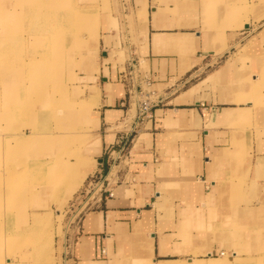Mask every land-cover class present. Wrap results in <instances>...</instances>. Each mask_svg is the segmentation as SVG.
Returning <instances> with one entry per match:
<instances>
[{
  "label": "crops",
  "instance_id": "crops-1",
  "mask_svg": "<svg viewBox=\"0 0 264 264\" xmlns=\"http://www.w3.org/2000/svg\"><path fill=\"white\" fill-rule=\"evenodd\" d=\"M73 1L74 9L79 10V32L84 29L93 35L89 33V39H84L79 33L77 44L71 41L61 69L62 73L67 59L74 55L83 57V73L77 75L88 90L78 102L86 106L78 110L73 128H81V118L90 115L93 130L90 136L76 130L83 137L77 189L94 172L108 173L112 195L105 194L70 231L72 263L154 264L174 260L175 264H213L216 259L211 257L222 250V245L235 246L232 251L245 253L244 260H253L255 256L250 255L256 236L251 232L247 236L244 230L240 234L236 227L233 230L228 215H223L229 205L225 199L230 197L225 174L236 158L230 157L219 134L225 132L224 126L247 116L251 103L245 107L231 105L235 96L245 95L241 89L244 80L239 81L237 92L234 83L230 89L232 82H225V76L231 64L226 63L192 83L217 65L234 44L227 27L241 13L234 15L228 8L236 3L235 11L239 0H122V13L131 17L134 29L131 38L124 32L123 37L129 39L126 43L107 19L104 29L116 34L100 36L102 30L96 28L94 14L84 13L91 5ZM208 5L220 6L222 11L213 14ZM243 22L240 26H248ZM116 43L119 49L128 48L130 61L115 64L114 73L107 65V75L102 73L101 82H97L93 70L96 67L103 72L104 67L92 63V54L97 46L117 49ZM142 64L147 69L144 72ZM219 70L220 81H209L207 77ZM251 78L255 79L253 75ZM214 84H220V96L212 98L207 94ZM139 90L152 100V110L140 123L128 151L112 163L107 151L133 125V94ZM92 104L96 105L91 110Z\"/></svg>",
  "mask_w": 264,
  "mask_h": 264
},
{
  "label": "rangeland",
  "instance_id": "rangeland-1",
  "mask_svg": "<svg viewBox=\"0 0 264 264\" xmlns=\"http://www.w3.org/2000/svg\"><path fill=\"white\" fill-rule=\"evenodd\" d=\"M121 1L122 0H82L80 2L83 4L89 3L91 5V8H85L87 10H85L84 13L94 14L93 16L97 23L96 28L98 29V27H100L99 29L102 30L100 36L105 35L106 37V35H110L111 33H113V35L116 34V32H112V30L107 32L104 29V24H107L106 21L110 20L111 22L108 24L113 26L111 27L113 31H119L122 38L121 40L126 43L129 41L128 37L131 38L134 34V29L131 17L125 16L122 13L123 7ZM253 1H255V3H253ZM259 1L261 2L258 3ZM49 2L53 3V7L50 10H57V15L63 13L62 11L75 14V11L72 9L74 8L73 0H71V6L69 5V0H63V2L62 0H0V10H5L3 15L0 13V18L5 17L4 22H6L7 25L11 24L10 28H13L8 37L2 39L0 35V50L4 48L7 50L8 53H6V55H8L9 60L18 59L23 63L24 61L27 62L30 59L38 58V52L49 44L48 41H52L49 46L57 45L62 41V38L55 34L56 28L61 27L59 25H52L49 29H44L43 24L39 26L40 22L29 20L25 21V24H21L19 28H15L17 23L15 21L25 7H29L28 5L31 3L47 4ZM235 4L236 3L230 4L228 10L233 12L234 15L239 11L241 15L237 16V20L229 22L227 27V29H230L229 32L231 33L229 36L230 40H235L234 44L224 53L221 61L217 62V65L214 64L210 69L194 78L192 83L199 82L210 72L224 66L226 63L231 64L225 76L226 79L228 78V80L225 79V82H232L230 84V89L234 83L236 88L233 87L236 90L235 92H237L241 79L244 80L242 83L254 80L250 91L246 94L250 98H256L255 103L249 105L242 101L234 100L231 104L235 107L252 106L246 109L249 110L246 118L233 125L224 126L225 132H221L219 135L222 137L221 142L228 147L226 151H228L230 157L232 158L233 156V158H236L225 174L226 180L224 183H228L230 186V197L225 199V201H228L229 205L224 209L223 215H228L230 219L229 224L233 230H235L236 227L237 232H240V234L244 230L247 236L249 232L256 236L257 242L255 250L250 256L259 258L257 260H252L250 257V259L244 260L243 257H246L245 253L236 251L234 252H236L237 255L233 256L231 253V256L230 252L235 250V246L230 245H222V250L211 258L216 259L213 264H262L261 262H264V147H262L264 146V85L258 84L255 81H259V79L262 80L264 74V0H239L237 8L234 11L233 8L236 6ZM60 5L61 9L58 10ZM207 7L213 14L220 13L219 10L222 11V8L217 5H208L206 8ZM259 7H261L260 11H258ZM70 13H68V15ZM76 14L78 15L79 12ZM231 15L232 14H230V16ZM242 22L248 23V26H240ZM61 23L64 25V22ZM201 23L204 24L203 21ZM115 25L116 27H114ZM85 27H87L86 21ZM63 29L64 33H66V37L72 38L74 36V31L70 28L64 26ZM232 30L237 31L231 32ZM124 32L128 37H123V35H125ZM79 33L82 34L84 39H89L88 35L90 32L88 30L81 29ZM90 35L93 36L91 33ZM115 45L117 49L98 48L97 46L95 54H92V63H100L96 65L101 69L104 67L103 72L96 67L93 70L94 73L96 72L97 82H101L100 75H102V73L104 76L107 75V65L112 66V73H114L115 68L113 66L115 64L130 61L131 54H129L128 48H125L121 44L123 47L119 49L118 44L116 43ZM246 48L248 49L246 50ZM88 49L92 50V47ZM100 51H102V53H100ZM81 58L83 57L74 55L72 59H67L66 69H63L62 73L61 71H56V80L53 78L52 81H48L49 85L46 86L44 92L40 91V89L32 90L36 85L31 84L33 83L31 81V76L22 77L24 71L25 73L34 71L33 68L29 66L25 67V70L22 68L20 70L16 69L15 72L17 73V77L11 80V82L4 81V83L2 81L0 83V112L3 111V107L6 104L7 95L12 96L13 100H15L17 95L22 99L21 102L17 100L14 101L17 105L20 102L19 106L15 108V113H22L21 117H13L7 120V118L1 119L0 116V145L2 146L0 148V171H15L11 175H9V173H2L3 176H1L0 264H73L70 257L64 255V243L68 221L71 220L74 214V212L70 215L66 213V207L68 206L72 194L76 191L77 185L75 188H72L71 191L68 190L66 196L62 197L58 202L52 200L51 196L46 192H38L39 189H41L40 183L34 180L32 181L30 177L32 175L40 177V170L44 167L43 163L46 162L45 160L50 157L51 153L53 155L58 153L57 149H52L53 144L57 148L64 146L60 139H58V136L62 135V131L68 130L69 132L75 133L79 131L81 134L86 131V135L90 136L89 131L93 130L90 124V115L87 116V119H85V117L81 118V128H77V131L73 128L76 119H73L71 115L68 117V114L71 113L76 116V113L79 111H73L71 107H81L83 105H81L82 101H78L81 98L84 99L87 95V85L83 79L80 82L77 75L83 73L81 72L82 70H80V66L82 67L81 62H83ZM5 63L6 57L0 51V68H2ZM33 65L37 67L35 64ZM120 69L122 70L123 66H120ZM141 70H143V72L147 70L144 64L141 65ZM85 72L89 74L91 71L86 70ZM252 75L255 79H251ZM210 77L211 75L207 77L208 80ZM16 83H23L25 88L20 89ZM219 85L220 84H214L212 87L208 88L209 91L207 95H211L212 98L216 96L219 97ZM152 87L153 88H150V90L154 89V86ZM245 87L246 85L244 88ZM18 89L20 90L19 92H17ZM157 89H159V87ZM236 97L238 96H235V98ZM133 99L134 104L132 105L131 111L134 112L135 109L136 113L137 101L147 98L143 93L141 95L134 93ZM95 105L96 104H92L91 110ZM29 110H32L34 114L38 111L43 112V114L38 112L41 116H35L33 119V121H35L34 129L37 133L35 137H38L40 141L30 142L28 145L29 150H27V157H21L17 155V139L20 137V131L26 128V124L31 119L27 113ZM260 111L263 112V114H261ZM134 115L133 113L132 116ZM3 120H5L6 123ZM23 131H25V129ZM79 136L76 134L74 137V139L76 138L75 146L61 156L62 159L68 158L69 164H71L70 162H77L76 157L80 160L78 152L83 142V137L80 138ZM57 141L60 143H57ZM3 143H7L10 149H4ZM50 147L52 149L51 152L48 150ZM68 149H70V147H68ZM71 159H73V161ZM257 164H259L258 167L260 168L259 173L255 172ZM53 167H56V165H53ZM53 167H51L52 171H54ZM35 168H37V170ZM26 169L31 170V176H27L23 172ZM8 176L14 180H3L4 177L7 178ZM23 176L27 177V181H24V183L30 191L21 190L20 178ZM254 185L256 186L257 195L253 196L252 191ZM242 195L246 196V198L243 199ZM244 210L246 211L243 212ZM31 212H35L36 215L43 214L44 216L42 217L46 218L42 227H39V231L42 233L41 237L40 234H38V239L44 241L42 250L40 251L41 254H39V252L35 253L33 238L24 232L26 227L30 225L28 217L32 215ZM46 233L49 234L48 236L50 237L49 243L45 241L47 237ZM258 236L262 239V244H260ZM233 237L237 238V235H233ZM220 252H223L224 256H221Z\"/></svg>",
  "mask_w": 264,
  "mask_h": 264
},
{
  "label": "bare ground",
  "instance_id": "bare-ground-1",
  "mask_svg": "<svg viewBox=\"0 0 264 264\" xmlns=\"http://www.w3.org/2000/svg\"><path fill=\"white\" fill-rule=\"evenodd\" d=\"M63 2V0H62ZM261 1H259L258 3H260ZM253 3H255V1H253ZM69 5L71 6V0H69ZM29 7H25L22 12L19 14V16L17 17L16 21V26L15 28H19V26L21 24H25V21H29V20H36L37 22H40V25L43 24V28L44 29H49L50 26L52 25H59L61 27H57L55 30V34L58 37L62 38V41H60L57 45H53V46H49V44L51 45L52 41L50 40L48 41V45L45 46V48H43L42 50H40L38 52L39 57L35 58V59H30L27 62L24 61L21 62L18 59H12L9 60L8 55H6L7 50L4 48L1 51L2 54H4V56L6 57V63L4 64V66L2 68H0V83L3 81L5 82H11V80L16 79L17 77V73L15 72L16 69L20 70L21 68L23 70H25V67H32L34 71H31L29 73H25V71L22 74V77H28L31 76L32 79L31 81L33 83L31 84H35L36 87H34V89L32 90H39L44 92V89L46 90V86L49 85L48 81H52L53 78L56 80V71L60 72L62 69V65L64 63V58H65V53L66 50L68 49V46L71 43L72 40L76 42V39H78L79 36V26H80V18L78 17V15L76 14L77 12H79V10H75L74 8L73 11H75L74 13H70V12H65L62 11L63 13L57 15V10H50L53 7V3H47V4H39V3H31L28 5ZM249 6V5H248ZM245 7V6H244ZM250 8V7H249ZM61 9V5L58 8V10ZM0 13L3 15L5 13V10H0ZM68 13H70L68 15ZM18 20V21H17ZM5 21V17H1L0 18V31H1V38L4 39L5 37H8L10 32L13 30V28L11 27V24H6ZM64 22V25L61 23ZM69 25V26H68ZM39 26H34V27H39ZM64 26L66 28H70L71 30L74 31V36L72 38H68L66 37V33H64ZM2 28V30H1ZM8 30H7V29ZM10 28V29H9ZM14 28V29H15ZM38 32V31H37ZM264 37V36H263ZM260 39V38H259ZM245 47V46H244ZM243 47V48H244ZM50 48V50H49ZM242 48V49H243ZM241 49V50H242ZM248 48H246L247 50ZM245 50V52H246ZM37 53V52H36ZM261 53V52H260ZM261 56V55H260ZM263 62V61H262ZM35 64L37 67H34ZM61 67V68H60ZM11 73V74H9ZM220 74H221V70L216 71L214 74L211 75V77L209 78V81H216L217 79H219L220 81ZM246 77V76H245ZM252 79V78H251ZM254 81V80H253ZM253 81H249V82H244L241 84V89L245 91V95H243L242 97H236L234 100L235 101H242L243 103H251L248 99H252L253 103H255L256 98L252 97L250 98L246 93L248 91H250L251 85ZM4 82V83H5ZM258 84L264 85V74H263V79H259V81H255ZM18 87L21 88H25L23 83H16ZM246 85V87L244 88V86ZM29 90V91H32ZM20 90L18 89L17 92H19ZM12 96L7 95L6 97V104L3 107V111L0 112V116L1 119H5L7 118V120L9 118H13V117H21L22 113H15V108H17L19 106V103L21 102V97L19 95H17V97H15V100L20 101L18 103V105L14 102L15 100H13ZM68 100V99H67ZM69 102V100H68ZM85 104L84 102L81 103ZM86 106V104L84 105ZM83 107V105L81 107L77 106V107H71L73 109V111H77L80 110ZM252 107V106H250ZM249 106H247V108H250ZM261 109V108H260ZM85 111V110H84ZM39 113H42V111H38ZM37 113H33L32 110H29L28 115L30 121L26 124V128L25 131L21 130L20 131V137L19 139H17V144H18V156H26L28 155L27 150L28 149V145L30 144V142H38L40 141V139L36 136V132H35V121H33V119L35 118V116H41V114ZM78 113H76L77 115ZM69 115H71V117L74 119L75 118V114L71 113L68 114V117H70ZM85 117V116H84ZM5 121V120H3ZM6 123V121H5ZM11 124V123H10ZM1 130V128H0ZM27 130V131H26ZM77 133L75 132H69L68 130L66 131H62V135L58 136V139H60V141L64 144V146L62 147H55L54 144L52 145V149H57L58 153L56 154H52L50 155V157L45 160L46 162L43 163V168L40 170V177H37L36 175H32L31 170L30 169H26L23 172L27 175V176H31L30 178L32 179V181H36L39 182L41 185V189H39L38 192L40 193H47L49 196H51L52 200L54 201H58L66 196V194L68 193V190L71 191L72 188H75L76 185H78L80 183V166H81V162L80 160L77 159L76 157V161L75 163L70 162L71 164H69V159H65V158H61V156L64 154H66L68 152V150H71L75 144H76V138L74 139L75 135ZM1 142V141H0ZM57 143H60L57 141ZM2 146L0 145V148ZM3 147L4 149H10L9 145H7V143H3ZM68 147H70V149H68ZM51 147L48 149L50 150V152L52 151ZM61 149V150H60ZM27 157V156H26ZM259 163V162H258ZM53 165H56V167H53ZM259 165V164H258ZM54 168V171H52V168ZM84 167V166H83ZM258 167V166H256ZM37 170V168H35ZM85 169V168H84ZM33 170V169H32ZM83 170V169H82ZM15 171H8V172H1L0 171V183H1V176L2 173H9V175L13 174ZM6 179L7 181L10 180H14L12 179L10 176H8L7 178L4 177L3 180ZM16 182H19L17 180H15ZM20 185H21V190L23 191H30V189L28 187H26V184L24 183V181H27V177L23 176L20 178ZM253 191H256V186H253ZM257 192V191H256ZM1 190H0V194H1ZM32 215H29V222L30 225L29 227H26L25 229V233L29 234L32 238H33V242H34V251L35 253L39 252V254H41V250H42V244L44 243V241L39 240L38 239V234H40L41 237V232L39 231V227L41 228L42 225L44 224V220L46 218H43L42 216H44L43 214H39L36 215L35 212H31ZM48 221V218H47ZM47 237L45 239L46 243H49L50 241V237L48 236L49 234H47ZM233 254V256H236V252L232 251L231 252ZM31 254V253H30ZM259 257H254V260H257ZM174 260H163V261H158L155 262L154 264H175L176 262H173Z\"/></svg>",
  "mask_w": 264,
  "mask_h": 264
},
{
  "label": "built area",
  "instance_id": "built-area-1",
  "mask_svg": "<svg viewBox=\"0 0 264 264\" xmlns=\"http://www.w3.org/2000/svg\"><path fill=\"white\" fill-rule=\"evenodd\" d=\"M138 94H142L140 90ZM152 104L148 99H139L137 101V112L132 128L119 135L113 144V149L107 151V155L109 157L112 156V163L115 160H119L128 151V146L137 133L140 123L150 114L153 107ZM105 194L107 196L112 195L108 188V173L101 175L99 172H94L71 196L66 207V213L70 215L74 212V214L71 220L68 221L67 232L65 233V256H69L72 245L73 235L70 234V231L79 226L83 215L87 211L96 208L101 203Z\"/></svg>",
  "mask_w": 264,
  "mask_h": 264
},
{
  "label": "water",
  "instance_id": "water-1",
  "mask_svg": "<svg viewBox=\"0 0 264 264\" xmlns=\"http://www.w3.org/2000/svg\"><path fill=\"white\" fill-rule=\"evenodd\" d=\"M247 27V26H246Z\"/></svg>",
  "mask_w": 264,
  "mask_h": 264
}]
</instances>
